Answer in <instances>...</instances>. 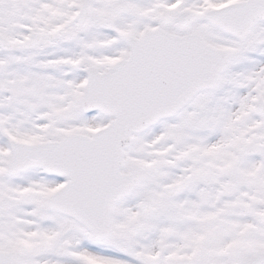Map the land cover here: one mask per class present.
Segmentation results:
<instances>
[{
	"label": "snow or ice",
	"instance_id": "1",
	"mask_svg": "<svg viewBox=\"0 0 264 264\" xmlns=\"http://www.w3.org/2000/svg\"><path fill=\"white\" fill-rule=\"evenodd\" d=\"M0 264H264V0H0Z\"/></svg>",
	"mask_w": 264,
	"mask_h": 264
}]
</instances>
